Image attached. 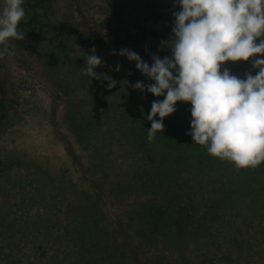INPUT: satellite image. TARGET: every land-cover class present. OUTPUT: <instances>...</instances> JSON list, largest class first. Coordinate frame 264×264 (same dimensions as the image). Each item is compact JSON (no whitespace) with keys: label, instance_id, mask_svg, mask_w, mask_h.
I'll use <instances>...</instances> for the list:
<instances>
[{"label":"trees","instance_id":"trees-1","mask_svg":"<svg viewBox=\"0 0 264 264\" xmlns=\"http://www.w3.org/2000/svg\"><path fill=\"white\" fill-rule=\"evenodd\" d=\"M85 2L125 45H102L64 0H24L25 38L11 46L30 98L0 77V153L26 116L47 138L46 157L52 146L62 153L51 164L27 152L0 157V264H264V162L238 169L194 144L185 102L149 142L146 117L163 96L133 90L152 81L112 54L127 48L150 66L153 54L170 56L172 38L147 25L171 31L176 0ZM132 28L149 39H135ZM92 48L103 61L99 79L82 74Z\"/></svg>","mask_w":264,"mask_h":264},{"label":"clouds","instance_id":"clouds-1","mask_svg":"<svg viewBox=\"0 0 264 264\" xmlns=\"http://www.w3.org/2000/svg\"><path fill=\"white\" fill-rule=\"evenodd\" d=\"M24 0H3L0 10V59L13 55L12 41L23 40L18 24L25 18ZM173 12L171 55L153 54L151 66L134 51L121 48L113 55L135 62L150 84L137 81L133 90L145 91L154 100L147 114L151 122L148 141L163 130V118L176 111L179 102L190 103V131L186 133L208 154L227 160L238 169L264 162V0H176ZM259 40V42H257ZM95 48L85 59L82 74L99 79L103 64ZM252 60L253 76L230 74L225 62ZM116 71L120 70L119 64ZM108 80L113 88L116 81ZM158 117L159 119H154Z\"/></svg>","mask_w":264,"mask_h":264},{"label":"rangeland","instance_id":"rangeland-1","mask_svg":"<svg viewBox=\"0 0 264 264\" xmlns=\"http://www.w3.org/2000/svg\"><path fill=\"white\" fill-rule=\"evenodd\" d=\"M68 6L69 10L72 11L70 14L76 19L80 21L81 19H84L87 24V28L89 29V32L96 34L99 39L103 41L102 45H125V43H115L114 41L117 40V31H107L103 29L102 27L98 26L99 21L104 20L103 14L99 12L94 6L88 7L85 0H64ZM3 0H0V10L3 8ZM72 17V18H73ZM111 23V21H110ZM147 29H156L157 33H166L167 36L172 37L173 33L172 30L167 31L163 30V28L156 26H150L147 25ZM129 31L135 32L136 35H134L135 39H142V37L147 36V39H149L148 35H143L137 32L135 29H130ZM153 38V39H152ZM154 41L152 45H158L159 49H163L166 47L167 44L163 43V41L160 38L151 37ZM11 45H16L14 41H12L9 45V47L13 50V55L9 56L5 54V56L0 59V77H5L7 79V83L9 87L11 88L12 92L19 93L20 95H24L26 98H30V83L28 80V72L25 70L26 68L18 65V61L16 60L17 50L13 48ZM129 45V44H126ZM16 54V55H15ZM260 58V57H258ZM27 61H31L29 58H26ZM251 60L248 61H237V62H225L224 65H222L221 70L224 68H227L230 71V74L235 75L236 74V68H240L243 70L244 77L245 73H250L253 76L256 74L255 70L252 68V65L249 64ZM258 70V69H257ZM235 72V73H234ZM237 75V74H236ZM13 107L12 105H9ZM20 135H18V139H16L13 144L12 142H6L4 145L3 153H0L1 158H19L18 152H27V158H37L39 161L38 163H44V159L46 157L44 150H47L46 141L47 138L44 133L37 130L33 126L32 118L29 116L24 117V121L20 123ZM46 138V139H45ZM44 142H46L44 144ZM52 152H53V158L46 157L49 160V164L60 161L61 160V149L59 146H52ZM4 151H10L16 154H4ZM55 160V161H54ZM6 161V160H5ZM6 166V165H5ZM13 166V165H11ZM3 166H0V170ZM5 169V167H3ZM8 168V165H7ZM9 170V169H7ZM31 172V171H29ZM2 176V175H1ZM16 196V195H15Z\"/></svg>","mask_w":264,"mask_h":264}]
</instances>
